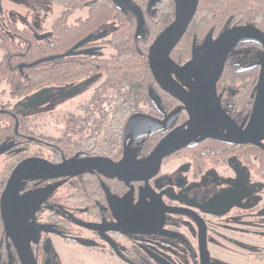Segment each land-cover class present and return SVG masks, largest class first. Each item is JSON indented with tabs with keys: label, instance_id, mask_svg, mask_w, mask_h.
Instances as JSON below:
<instances>
[{
	"label": "flooded vegetation",
	"instance_id": "1",
	"mask_svg": "<svg viewBox=\"0 0 264 264\" xmlns=\"http://www.w3.org/2000/svg\"><path fill=\"white\" fill-rule=\"evenodd\" d=\"M42 1L62 8L48 30L12 11L0 14V68L22 76L0 79V264H28L30 257L36 264H59L54 242L100 264H264V225L249 222V217H264V190L260 203L249 208L248 200L260 189L246 183L249 171L264 180V118L255 143L219 139L229 131L214 122V131L203 140L197 141L199 136L159 165L149 160L163 140L182 136L190 119L186 104L159 85L149 65L151 45L176 19L175 0H129L140 9L142 24L137 11L118 0ZM104 6L112 13L94 23V12ZM263 6L260 0H198L170 54L180 67L199 60L194 74L186 72L197 91L207 89L202 82L211 80L208 75L218 65L217 42L225 32L241 27L264 32ZM123 29L133 32L128 47L147 53L150 79L147 98L120 130L94 124L103 113H112L104 100L111 90L105 89L102 72L62 86L24 89L28 70L43 63L110 58L118 44L115 32ZM63 32L67 45L59 47ZM39 45L52 54L27 61L24 55ZM106 48L111 54L100 56ZM94 66L102 68L98 62ZM263 74L264 44L233 42L216 82V98L237 132L250 127ZM172 76L199 106L201 96L181 76ZM89 89L82 120L69 111H43L51 102ZM113 100L119 104L120 97ZM172 113L169 126L125 138L132 115L163 121ZM57 120L63 125L57 127ZM73 160L62 174L51 170ZM30 161L38 163L11 185L14 171Z\"/></svg>",
	"mask_w": 264,
	"mask_h": 264
},
{
	"label": "water",
	"instance_id": "2",
	"mask_svg": "<svg viewBox=\"0 0 264 264\" xmlns=\"http://www.w3.org/2000/svg\"><path fill=\"white\" fill-rule=\"evenodd\" d=\"M118 2H126L132 8H134L138 13L139 22L140 24H142V13L138 6H136L133 2L129 0H118ZM175 2L176 19L156 38L154 43L151 45L149 52V65L159 85L165 91L180 99L186 104L187 110L190 114V119L185 125L187 126V129L182 136L175 139H165L161 143H159V145L155 148L153 153L150 155L149 160L154 161L156 165H159V163L164 157L186 146L199 136L200 138L197 141H201L206 136L211 135L214 130L213 128H210V126L214 122L216 126L221 124L224 125L229 131L228 134L218 137L219 139L227 142L255 143L257 142V140H260V118H264V74L262 76L261 83L258 87V96L256 98L252 120L248 130L244 132H237L238 130H235V123L219 107L216 98V82L223 71L224 61L227 54L229 53V50L232 47V43L237 40L252 39L260 40V42L264 44V32L251 27H241L225 32L217 42L219 47V51L217 53L219 57L218 65L214 69L213 73L208 75L209 78L211 77V80L207 83L202 82L205 87H207V89L205 88L204 90L199 92L196 90V86L192 84L190 78L186 73L190 72L194 74L195 63H197L199 60L195 58L192 61L188 62L185 66L180 67L171 59L170 56L173 48L186 33L188 26L196 13L198 7V0H175ZM221 49H223V51ZM71 53L72 51L61 56H67ZM51 59L52 57L43 59L41 61ZM173 74L181 76L185 85L192 88L194 92H197L201 96L199 106L194 97L173 78ZM73 93L74 92L72 91L67 92L66 96H69ZM214 101L215 106L213 105ZM174 118L175 113L170 114L163 121L152 118L145 114H134L128 119L125 125V138L128 135L134 134L136 132H141L140 134L149 131L155 132L163 126H169ZM207 129H209L208 132L204 133V131ZM232 134H236V139H231L232 137L230 136H232ZM213 137L216 136L214 135ZM36 163L38 162L30 161L20 165L12 174L10 184L13 185L18 182L19 179L23 177L26 169L29 166H36ZM74 164V160L71 162H65L63 164L51 167V170L53 169L57 171V174H62L63 171L60 173L61 170L71 167ZM29 259L30 260H28V264H36L31 257Z\"/></svg>",
	"mask_w": 264,
	"mask_h": 264
},
{
	"label": "trees",
	"instance_id": "3",
	"mask_svg": "<svg viewBox=\"0 0 264 264\" xmlns=\"http://www.w3.org/2000/svg\"><path fill=\"white\" fill-rule=\"evenodd\" d=\"M264 5V4H261ZM264 7V6H263ZM111 10L104 6L101 11L94 12V23L98 20H107ZM64 33V32H63ZM116 53L110 58L101 59L96 56H89L87 60L81 57H67L57 61L43 63L37 67L28 70L29 81L23 84L24 89H33L39 86L41 89L56 84V86L65 85L67 82L91 77L96 73L102 72L101 79L105 89L111 90V94L105 97L106 107L112 113H103L102 120L94 124L114 126L120 130L127 116L134 109L141 108V101L147 98V86L150 79V71L147 63V53L136 51L134 47H128V41L132 40V29H123L115 32ZM59 47L67 45V37L64 34L59 36ZM11 43V42H10ZM12 44V43H11ZM10 44V45H11ZM52 54L46 46H35L24 56L27 61H33L39 57ZM17 58V57H16ZM101 63V70L96 69L94 63ZM55 64V66H54ZM9 80L20 79L22 76L17 70L5 71L0 68V79ZM119 96V104L114 103L113 99ZM70 127L73 124H68Z\"/></svg>",
	"mask_w": 264,
	"mask_h": 264
},
{
	"label": "rangeland",
	"instance_id": "4",
	"mask_svg": "<svg viewBox=\"0 0 264 264\" xmlns=\"http://www.w3.org/2000/svg\"><path fill=\"white\" fill-rule=\"evenodd\" d=\"M263 3L264 0H260V4ZM6 10L28 18L32 24L41 30H48L53 21L62 12V8L42 0H0V14L5 13ZM110 54L111 50L106 48L101 51L100 56L108 57ZM91 90L92 89L80 92L69 99L51 102L45 106L43 111H69L72 112L73 118L82 120V118L85 116V109L87 107V103L85 101L89 99L92 92ZM109 93L111 92L106 90L104 92V96L108 95ZM96 117L97 115L93 116L92 119L94 120ZM62 125L63 124L59 123L57 120L56 126L59 127ZM214 174L219 176V171H216V173L214 172ZM246 183L251 188L260 189V192H257L254 197L248 200V207L252 208L259 204L262 200L261 191L264 190V180L257 178L249 171L246 178ZM249 222H258L264 225V217H255L254 219L249 217ZM55 243L56 242H54L53 253L59 264H100L98 260H88L84 258L81 253L73 248L66 247L61 243L58 247Z\"/></svg>",
	"mask_w": 264,
	"mask_h": 264
}]
</instances>
